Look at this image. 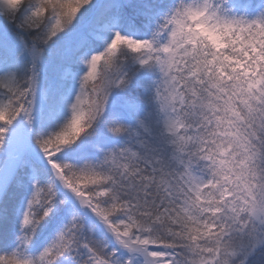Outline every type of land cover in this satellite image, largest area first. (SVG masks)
<instances>
[{
  "label": "snow or ice",
  "instance_id": "1",
  "mask_svg": "<svg viewBox=\"0 0 264 264\" xmlns=\"http://www.w3.org/2000/svg\"><path fill=\"white\" fill-rule=\"evenodd\" d=\"M0 264H264V0H0Z\"/></svg>",
  "mask_w": 264,
  "mask_h": 264
}]
</instances>
